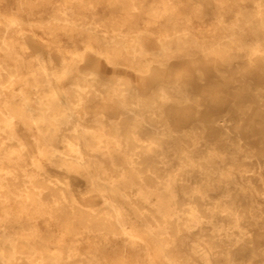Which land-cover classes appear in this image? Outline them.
Masks as SVG:
<instances>
[{
    "label": "bare ground",
    "instance_id": "1",
    "mask_svg": "<svg viewBox=\"0 0 264 264\" xmlns=\"http://www.w3.org/2000/svg\"><path fill=\"white\" fill-rule=\"evenodd\" d=\"M190 1L0 9V264H264V0Z\"/></svg>",
    "mask_w": 264,
    "mask_h": 264
},
{
    "label": "rangeland",
    "instance_id": "2",
    "mask_svg": "<svg viewBox=\"0 0 264 264\" xmlns=\"http://www.w3.org/2000/svg\"><path fill=\"white\" fill-rule=\"evenodd\" d=\"M179 1H182V0H179ZM197 3H198V0H191L189 2V5L196 6ZM14 6H15V0H5V1H3L0 4V9L1 10H4V9H12V8H14ZM204 9H206L207 12H206V14L204 16H202V19L200 21V24L202 26H205L208 29H212V28H214L216 26L215 20L213 19V17L210 14V12L212 10H214L213 9V6L211 5V6H208L207 8L204 7ZM230 16H231L230 14H225V18H226V22L225 23L226 24L230 22V20H231L230 19ZM153 43H154L153 41L149 40V43L148 44H150L151 46H153L154 45ZM32 45H34V44H32ZM34 46H36V45H34ZM71 49L72 48H71V46H69V43L67 42V40L61 38L60 43H59V47L50 46L49 49H48V52H50V55L52 56V58L54 59V61L56 63H58V61H59L58 56L66 53L67 51H70ZM25 58H26V63L30 64V66L35 65V66L32 67V69L33 68L36 69L37 67L40 66V63H35L27 55H25ZM87 62H89L88 63L89 66L96 67L95 70L99 74H101L103 76H107V75L114 74V73L115 74H117V73L124 74L126 72V70L124 68H120V67L115 68V67L108 66L107 64H105L104 62H102L101 59H99L98 57H96L94 55L89 56ZM202 62L203 61L200 59V60H194L192 63L187 64L186 61L180 62V61L174 60V61H172L171 65L169 66L168 72L169 73H173L178 68L179 69H184V68H187V67H189V68L190 67L191 68H193V67L194 68H200V66L202 65ZM200 63H201V65H200ZM193 75H194V73H193ZM73 76H75V73L74 72H72L69 75H67V79H65L64 84L72 83V81L74 80V79H72ZM194 79L195 78H193V80ZM132 80L133 81H135V80L138 81V78H133ZM193 82L195 84H197V87L199 88L200 85L198 83H196V80H194ZM140 93L143 94L142 91H140ZM96 105H98V104H96ZM96 105H95V101H93V102H91V103L88 104V107H87L86 110L90 114H94L95 113L94 111H96ZM100 105L101 104H99L98 106H100ZM110 112H111L110 113L111 118L112 119H115L117 117V115H118V109L117 108H112L110 110ZM205 112L206 111L203 109L201 111V115L202 114H205ZM213 114L214 115H223V114H225V109L215 110L213 112ZM237 122H238V119L235 118V120L233 121V125L235 126V123H237ZM196 123H197V121L191 119V120H189L187 122V125L193 126ZM172 125H174V122L173 121H172ZM15 127H16L17 131H19V134H20L21 138L27 143V148L31 152L32 151V148H31V138L29 137V135L27 134V132L24 131L22 123L18 122L15 125ZM245 142H247V144H249V145H256L257 144L255 141H250V140H247V141L245 140ZM252 167L255 168L254 165H252ZM256 184H257V191H260V188L258 186L259 183H256ZM73 187H74V190H75V194L78 197L84 198L85 201L90 200V202H91V204L93 205L94 208H100L101 207L102 204L96 198H91L90 196H88V194L85 193V187H84L83 183H81V182L80 183L79 182H74ZM79 191H80V193H78ZM95 241H96V239L91 236L90 243H93ZM116 250H117V252H119L121 249L117 248ZM122 252L123 251L121 250L119 253L122 254ZM105 253L107 254V251H105Z\"/></svg>",
    "mask_w": 264,
    "mask_h": 264
}]
</instances>
